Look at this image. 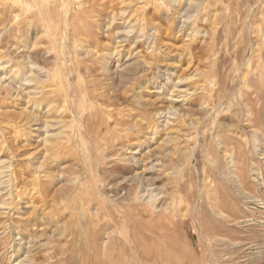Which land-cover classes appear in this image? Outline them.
I'll use <instances>...</instances> for the list:
<instances>
[{"label":"rangeland","instance_id":"rangeland-1","mask_svg":"<svg viewBox=\"0 0 264 264\" xmlns=\"http://www.w3.org/2000/svg\"><path fill=\"white\" fill-rule=\"evenodd\" d=\"M82 1L0 0V264H264V0Z\"/></svg>","mask_w":264,"mask_h":264},{"label":"bare ground","instance_id":"bare-ground-1","mask_svg":"<svg viewBox=\"0 0 264 264\" xmlns=\"http://www.w3.org/2000/svg\"><path fill=\"white\" fill-rule=\"evenodd\" d=\"M77 1H82V0H76V2ZM92 0H85V4H81L80 2H78V3H80L81 5H80V7L82 6V8L83 9H81L80 11H81V13H85L86 11H85V9H88V3H90ZM174 1V0H173ZM73 2V1H72ZM71 2V3H72ZM84 1H82V3H83ZM74 3V2H73ZM171 3V2H170ZM46 4H48V3H46ZM76 4V3H75ZM74 4V5H75ZM77 6V5H76ZM42 8V7H41ZM76 8V7H75ZM90 8V7H89ZM90 10V9H89ZM92 10V9H91ZM49 11V10H48ZM73 11V10H72ZM79 11V12H80ZM76 12V11H75ZM91 12V11H90ZM73 13H74V11H73ZM78 14V13H77ZM89 16V15H88ZM43 21V20H42ZM49 22H51L50 21V19H49ZM48 22V23H49ZM131 27V26H130ZM136 32V31H135ZM52 34V33H51ZM117 44V43H116ZM116 49V48H115ZM115 49H110L109 50V52H108V54H109V57L110 58H107V59H103V62L106 64L105 66H104V68H103V71H102V76L106 79V80H108V81H110V82H112V84H115L116 86H118L119 85V83L120 82H122V79H124L123 77L121 78V76L119 75V73H121V71H125L126 73L128 72V69H126V68H121V69H119L120 67H118L117 65H118V62H117V59L115 60V62H117V65H115L113 62H114V55H115ZM85 56H87V55H89L90 54V52L89 51H85ZM128 54V53H127ZM84 56V57H85ZM132 56V55H131ZM120 56H118L117 58H119ZM79 59H80V57H78ZM86 58V57H85ZM81 59H82V57H81ZM28 60V59H27ZM129 60V59H128ZM132 60V59H131ZM80 61V60H79ZM111 62L113 63V64H111ZM125 62H126V60H125ZM19 64H21V66L23 67V69H26L27 68V70H29V72H30V74L29 75H27V77L24 79V81L25 82H27V84H31V83H33V82H35V80H36V78H38V76L37 75H35V76H33V74H32V71H30L35 65L33 64V63H31V62H25V61H22V62H20ZM130 64H131V62H130ZM1 66H3L2 64H0V72L4 69L3 67H1ZM123 66V65H122ZM127 67V66H126ZM1 75V74H0ZM26 75V74H25ZM19 77H21V78H24V76H21V75H19ZM19 82V81H18ZM12 81H9L8 79H6L5 77H0V91H4V92H6L7 94H12L13 96H18L22 91L19 89V88H16V87H14V85H12ZM22 85V84H21ZM25 85V83L22 85V86H24ZM180 86H181V81H177L176 83H174L173 85H172V88L173 89H175L176 91H179V88H180ZM26 87V86H25ZM200 87V86H199ZM21 88V87H20ZM40 89V88H39ZM192 89V88H191ZM185 90V89H184ZM193 90L195 91V92H197L198 90H199V88L197 87V86H195L194 88H193ZM42 91H38V92H36L35 91V95L37 96L38 94L40 95V93H41ZM180 92H183V91H181L180 90ZM188 92V91H187ZM186 93V92H185ZM189 93V92H188ZM192 93V92H191ZM198 93V92H197ZM196 94V93H195ZM184 95V94H183ZM188 95V94H187ZM190 95V94H189ZM192 95H193V93H192ZM34 97V96H33ZM178 97V96H177ZM174 114H176V111H173L172 112V114H170V115H174ZM160 115L161 114H156V116L158 117V119L160 118ZM169 115V116H170ZM166 119H169L168 117L166 118ZM169 121V120H168ZM167 120H166V124H167V122H168ZM46 125V124H45ZM44 142V141H43ZM46 154V153H45ZM47 155V154H46ZM44 160V159H43ZM42 160V161H43ZM1 168V167H0ZM3 168V167H2ZM1 168V169H2ZM4 168H6V167H4ZM38 168V170H39V168L41 169L42 168V165H41V163H40V166L39 167H37ZM36 168V169H37ZM7 169V168H6ZM9 169V168H8ZM3 171V170H2ZM4 173V172H3ZM11 173V172H10ZM37 172H35V174H36ZM2 173L0 172V179L1 178H4L3 176H4V174L3 175H1ZM37 175V174H36ZM38 177H39V175H37ZM7 177V176H6ZM8 178V177H7ZM41 178V177H40ZM9 179V178H8ZM6 180V179H5ZM4 181V180H3ZM0 182H1V180H0ZM1 184H3L2 182L0 183V185ZM17 190V189H16ZM29 190H31V189H29ZM34 191V190H33ZM16 192V191H15ZM14 193V192H13ZM15 194V193H14ZM32 195V194H31ZM30 195V196H31ZM17 199V198H16ZM19 200H21V199H19ZM15 202V201H14ZM26 204V203H25ZM27 205V204H26ZM214 205H216V204H214ZM16 207L18 208V205H17V203H16ZM214 207V206H213ZM16 208V209H17ZM4 209H6V210H9L10 208H6V207H3V206H0V211H2V210H4ZM24 209V208H23ZM19 210V209H18ZM203 260V259H202ZM178 264H180V263H178ZM244 264V263H243Z\"/></svg>","mask_w":264,"mask_h":264}]
</instances>
